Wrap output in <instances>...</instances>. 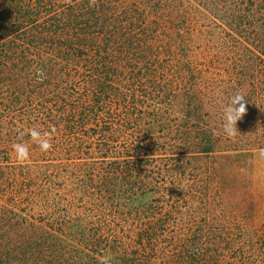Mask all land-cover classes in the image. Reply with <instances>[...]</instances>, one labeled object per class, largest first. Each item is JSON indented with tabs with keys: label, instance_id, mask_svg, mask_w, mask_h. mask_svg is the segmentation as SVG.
Listing matches in <instances>:
<instances>
[{
	"label": "trees",
	"instance_id": "16d2710c",
	"mask_svg": "<svg viewBox=\"0 0 264 264\" xmlns=\"http://www.w3.org/2000/svg\"><path fill=\"white\" fill-rule=\"evenodd\" d=\"M153 1L0 0V264L68 263L54 249L67 241H99L89 252L111 250L114 264H264V226L200 207L184 179L201 155L253 168L264 143L244 116L235 154L220 146L222 114L204 110L197 87L173 83L164 0ZM193 1L264 64V0ZM32 127L55 129L47 153H66V165L11 159Z\"/></svg>",
	"mask_w": 264,
	"mask_h": 264
},
{
	"label": "rangeland",
	"instance_id": "374dc122",
	"mask_svg": "<svg viewBox=\"0 0 264 264\" xmlns=\"http://www.w3.org/2000/svg\"><path fill=\"white\" fill-rule=\"evenodd\" d=\"M161 18L169 29L160 35V41L163 42L160 44V50L164 55L171 56L170 69L175 73V87H186L190 84L197 87L200 98L206 101L204 110L213 109L215 117H221L223 106L236 91L256 89L255 95L251 92L245 97V117L248 119L247 126H251L255 136L259 137L254 139L264 143V64L248 60L246 53L231 39L229 30L222 27L220 22L213 18L210 10L203 8V4L198 5L193 0H164ZM163 65L166 66V63ZM212 102L213 107L210 108ZM216 124V133L220 131L223 136L222 124L217 119ZM225 138L220 142L223 149L229 147L231 150L237 147L235 138H230L231 143ZM30 140L23 139L24 142ZM28 145V164L43 165L44 159H60L56 162H62L63 165L68 162L66 153H42L34 143L28 142ZM241 146L242 144H239V147ZM8 148L11 159L16 161L12 145ZM232 150L229 153L234 155ZM259 150L252 149L253 168L248 166L245 158H223L222 153L201 155L192 161V164L196 165V171L191 172L190 166H187L184 179L187 189L194 183L199 206L202 207L208 202L211 211L216 214L224 213L227 219L235 220L248 229L264 226V159L259 158ZM68 177L72 178L73 175ZM201 211L204 213L205 210ZM125 243L130 246H124L123 249H135L132 241ZM98 245L103 244L99 241H67L63 245L55 244L54 249L67 253L68 263L64 264H100L101 257L93 256L89 252ZM106 247L110 249L111 244ZM84 254L90 257L86 258ZM105 257L110 258V264L116 263L117 256L111 250L104 252L102 258Z\"/></svg>",
	"mask_w": 264,
	"mask_h": 264
},
{
	"label": "clouds",
	"instance_id": "9594fccd",
	"mask_svg": "<svg viewBox=\"0 0 264 264\" xmlns=\"http://www.w3.org/2000/svg\"><path fill=\"white\" fill-rule=\"evenodd\" d=\"M68 3L71 0H67ZM98 0H89V7L96 6ZM38 77L43 78V71L41 69L36 70ZM247 95L244 92L236 91L222 108V131L227 138H235L238 134L237 122L247 113V103L245 97ZM55 129L40 130L37 127L27 129L20 132V139L18 142L12 144L15 160L24 164L30 159L29 145L23 141V136L27 134L31 142L37 145L42 153H47L53 148L52 140ZM258 156L264 159V149H260ZM182 188V187H181ZM100 264H110V258H101Z\"/></svg>",
	"mask_w": 264,
	"mask_h": 264
}]
</instances>
